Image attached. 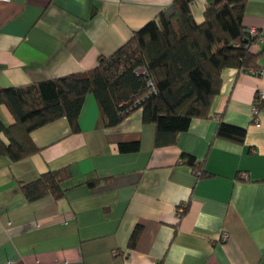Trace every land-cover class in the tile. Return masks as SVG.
<instances>
[{"label": "crops", "instance_id": "obj_1", "mask_svg": "<svg viewBox=\"0 0 264 264\" xmlns=\"http://www.w3.org/2000/svg\"><path fill=\"white\" fill-rule=\"evenodd\" d=\"M173 1L0 2V90L95 68L160 12L171 17ZM208 3L192 0L197 24ZM242 24L264 33V0H246ZM259 66L258 75L223 70L207 118L193 119L171 146H154L155 126L140 109L105 128L91 95L78 133L64 118L34 130L38 154L0 157V264H264V109L258 124L251 118L264 58ZM221 122L244 128L243 142L216 138ZM0 124H14L4 106ZM129 143L138 150L119 151ZM183 154L202 164V177L181 164ZM65 167L72 178L63 198L23 197L20 184Z\"/></svg>", "mask_w": 264, "mask_h": 264}, {"label": "trees", "instance_id": "obj_2", "mask_svg": "<svg viewBox=\"0 0 264 264\" xmlns=\"http://www.w3.org/2000/svg\"><path fill=\"white\" fill-rule=\"evenodd\" d=\"M192 0H174L173 14L155 19L133 32L129 40L97 66L82 73L69 74L37 83L0 90V107L14 118V124H0V157L11 162L38 154L40 149L31 133L59 119H66L71 132L78 133V119L87 96L100 111L105 128L118 125L132 111L140 109L142 122L155 126L154 146L174 145L193 119H205L221 88V73L227 68L257 69L264 48L252 54L247 28L242 24L246 0H209L203 21L197 24L191 14ZM143 67L145 75H136ZM150 79L155 91L136 107L132 105L147 92ZM216 138L242 143L245 129L221 122ZM120 152H135L137 143L120 144ZM181 164L204 175L194 157L183 154ZM72 178L68 167L49 170L38 179L19 185L28 202L50 196L63 198L64 186ZM100 182H86L89 187ZM140 232L137 226L129 239L133 248Z\"/></svg>", "mask_w": 264, "mask_h": 264}, {"label": "built area", "instance_id": "obj_3", "mask_svg": "<svg viewBox=\"0 0 264 264\" xmlns=\"http://www.w3.org/2000/svg\"><path fill=\"white\" fill-rule=\"evenodd\" d=\"M10 0H0V2L3 3H8ZM247 34L249 37V41L255 42L253 46H258V47H263L264 48V33L255 28V27H249L247 28ZM247 73H251L253 75H258L260 73L259 70L257 69H248V70H242ZM135 74L136 75H145L146 70L143 67H138L135 69ZM146 85H147V92L144 96L139 98L135 103L132 105V107H136L137 105L140 104L141 101L144 100L145 97H147L149 94L153 93L155 91V86L154 83L150 80H146ZM264 109V91H258L255 95V101L252 105V110H251V118L254 124H258L259 120V114L260 112ZM197 174H200L199 171H197ZM243 178H246L245 175H243ZM184 205L181 207H178L177 212H183L184 210ZM227 240V234L223 233L221 235V241L224 242Z\"/></svg>", "mask_w": 264, "mask_h": 264}]
</instances>
